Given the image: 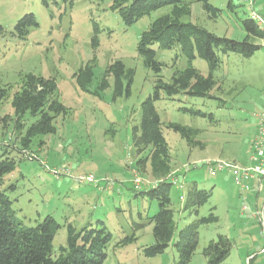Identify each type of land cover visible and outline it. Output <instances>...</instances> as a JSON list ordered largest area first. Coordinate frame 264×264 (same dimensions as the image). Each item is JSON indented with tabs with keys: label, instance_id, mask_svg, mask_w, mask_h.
<instances>
[{
	"label": "rangeland",
	"instance_id": "rangeland-1",
	"mask_svg": "<svg viewBox=\"0 0 264 264\" xmlns=\"http://www.w3.org/2000/svg\"><path fill=\"white\" fill-rule=\"evenodd\" d=\"M120 2L123 0H0V88L7 92L0 104V153L1 147L7 146L16 162L15 170L4 177L1 190L26 226H35L45 216L61 226L52 242L53 258L66 246V225L70 224L76 231L88 225L107 228L111 241L104 264H173L178 257L172 244L162 255H143V249L153 243L150 218L158 207L156 200L134 190L132 182L139 177L145 191L156 180L149 165L136 172L138 156L131 145V131L139 124L141 104L152 95L158 78L170 82L188 62L180 49L154 46L161 70L156 74L146 68L137 53L139 38L170 9L154 11L126 26L113 10ZM186 2L190 15L181 22H190L218 37L245 38L241 20L249 18L252 10L243 0H232L234 12L227 8L228 0H208L221 10L215 20L208 18L197 0ZM263 4L264 0H256V12L262 11ZM29 14L37 26L28 27L21 35L16 25ZM254 42L260 49L250 58L232 53L220 56L221 65L212 75L216 81L212 95L217 99L181 94L169 98L161 93L154 103L169 149L170 175L180 180L183 175L185 182L197 183L210 195L197 214L189 215L182 209L183 191L172 184L170 200L177 229L210 213L218 219L198 225V243L189 264H206L203 249L219 235L231 242L226 264H247L248 255L255 256L251 264L263 263L260 229L250 215L251 203L242 201L230 177H210L204 166L215 160L247 164L257 126L254 114L264 110V40ZM116 61L134 71L129 97L114 98L113 79L105 76L106 68ZM85 66L91 67L93 78L82 90L78 75ZM191 66L203 77L208 76L205 61L196 58ZM30 75L52 80L66 111L53 119V133L33 137L28 152L18 154L14 151L21 149L20 141L37 117L25 115L15 121L12 100ZM103 78L107 86L101 91ZM190 107L211 114L213 119L179 111ZM168 123L197 129L194 143L199 145L190 147L180 134L166 128ZM28 155L34 159L28 160ZM82 176L93 177L98 185L78 183L76 179ZM10 186L14 190H9ZM243 206L246 211H242Z\"/></svg>",
	"mask_w": 264,
	"mask_h": 264
},
{
	"label": "trees",
	"instance_id": "trees-1",
	"mask_svg": "<svg viewBox=\"0 0 264 264\" xmlns=\"http://www.w3.org/2000/svg\"><path fill=\"white\" fill-rule=\"evenodd\" d=\"M71 2L72 0H64ZM209 19L215 20L221 13L208 3V0H197ZM189 3L186 0H123L116 3L113 10L117 11L126 26L134 24L139 18L154 11L169 8L170 12L157 18L143 32L137 44V53L143 59V65L156 74L161 65L155 61L154 46L161 50L180 49L188 62V67L176 72L170 82L165 83L158 78L155 89L141 104V119L131 131V145L138 156L135 161L136 172L144 165H149L150 175L156 180V187L139 191V194L157 201V212L150 218L152 224L153 243L143 249V255L154 258L162 255L172 244L177 253V261L173 264H189L198 243V225L217 222V217L210 213L207 217L198 219L177 229L174 221V212L171 209L170 189L172 183L168 181L171 174L170 156L167 143L161 133V121L155 110L154 103L161 98V93L172 98L185 95L196 99H217L212 95L216 81L212 75L221 65L220 56L229 53L250 58L260 46L255 40H264V33L259 31L250 18L241 20V26L246 33L243 40H231L218 37L205 29L190 22H181L183 17L190 15ZM227 8L234 12L236 7L232 0H228ZM37 26L33 15L29 14L20 19L16 29L21 35L28 27ZM199 58L206 62L208 76L203 77L191 66L194 59ZM105 76L113 79V97H129L134 71L126 70L122 62L116 61L105 70ZM93 73L91 67L85 66L79 71L78 84L86 90L91 83ZM23 88L16 93L12 100L15 121L25 115L37 117L36 122L30 124L20 141L21 149L14 152H28L30 140L39 135L53 133L52 121L59 115H65V107L57 99L55 83L50 79L28 76L24 79ZM99 90L107 86L105 78L100 83ZM6 89L0 88V104L6 98ZM183 114L201 119H213L207 114L193 107L179 109ZM15 128L21 127L17 122ZM166 128L180 134L190 147H197L194 138L198 135L197 129L182 127L168 123ZM0 153V264H104L107 254L106 248L111 241V235L105 226L91 227L90 225L76 231L70 224L66 225V246L59 249L56 258L52 256V242L60 229V225L51 217L45 216L35 226H26L15 215L12 202L5 191L1 190L4 177L15 170L16 162L10 157L12 151L7 146L1 147ZM28 160H33L28 155ZM183 177V175H180ZM185 199L183 210L189 215L197 214L198 209L208 203L210 195L198 188L195 182H185ZM9 190H14L10 186ZM140 227L141 225H137ZM231 250L230 240L219 235L216 240L210 241L203 249L206 264H226ZM251 261L249 262V264Z\"/></svg>",
	"mask_w": 264,
	"mask_h": 264
},
{
	"label": "built area",
	"instance_id": "built-area-1",
	"mask_svg": "<svg viewBox=\"0 0 264 264\" xmlns=\"http://www.w3.org/2000/svg\"><path fill=\"white\" fill-rule=\"evenodd\" d=\"M243 2L250 6L252 13L250 20L254 23L259 31L264 33V4L261 12H256V0H243ZM257 121L256 131L251 141L248 162L246 165H239L233 162H225L221 160L208 161L204 166L210 177H216L219 174L226 175L232 179L234 185L238 188L242 201L246 202L248 196L254 197L252 204V218L259 226L260 236L262 240L261 254L264 256V110L260 113L254 114ZM185 171V170H184ZM57 174V172H55ZM136 174V173H134ZM137 175V174H136ZM179 179L178 176L169 175L168 181L173 185H177L183 191L180 196V201L185 199V183L184 176ZM78 183L96 184L98 182L90 176L77 178ZM133 189L136 191L142 190V180L139 177L133 179ZM148 188L156 187V183L148 185ZM247 207L243 206L242 211H246ZM255 256H250L247 259V264L253 261ZM264 264V259L263 263Z\"/></svg>",
	"mask_w": 264,
	"mask_h": 264
},
{
	"label": "crops",
	"instance_id": "crops-1",
	"mask_svg": "<svg viewBox=\"0 0 264 264\" xmlns=\"http://www.w3.org/2000/svg\"><path fill=\"white\" fill-rule=\"evenodd\" d=\"M247 162H248V158H247ZM240 165H246V164H240ZM223 176H226V175H223ZM226 177H228V176H226ZM229 178V177H228ZM246 202H250L251 203V208H252V204H253V202H254V197L253 196H248V198H247V201ZM251 212H252V209H251ZM251 215V217H252V214H250ZM253 220V219H252ZM250 256H253V255H248L247 256V259L250 257ZM255 259V258H254ZM253 259V260H254ZM252 262V261H251ZM251 264V263H250Z\"/></svg>",
	"mask_w": 264,
	"mask_h": 264
}]
</instances>
